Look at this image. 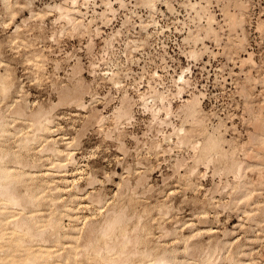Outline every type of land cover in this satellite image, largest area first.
<instances>
[{"label": "rangeland", "instance_id": "rangeland-1", "mask_svg": "<svg viewBox=\"0 0 264 264\" xmlns=\"http://www.w3.org/2000/svg\"><path fill=\"white\" fill-rule=\"evenodd\" d=\"M15 1L27 2L10 0ZM30 1L36 12L43 10L41 17H32L29 8L17 7V17L12 19L6 2L0 0V72H4L6 64L13 82L6 96L0 92V116L8 124V133L0 140V152L8 153L5 163L15 173H27L23 182L16 184L18 195L29 189L40 198L37 206L30 205L22 212L9 208L6 220L13 215L20 220L35 214L39 220L32 223L37 222V231H41L49 216H55L65 230H61L60 242L54 234L45 233L44 238H29L28 242L26 238L25 247L33 250L48 243L61 254H71L67 264H100L99 257L80 251L90 246V226L105 222L113 211L126 209L134 219L130 221L134 226L130 222L125 226L130 238L128 251L139 252L138 257L134 255L126 263L138 264L142 258L150 263L151 256L167 252L174 264H264V0H147L149 5L146 0H124L122 6L119 0H111L116 11L106 18L100 14L106 9L104 0H91L86 8H81L83 15H79L84 23H89L91 34L75 33L64 20H56L59 14L53 6L64 0ZM191 2L208 7L198 15L195 9L191 10ZM210 14L216 19L213 26L218 34L206 38L200 26H207ZM229 14L242 19L243 25L241 21L239 24L243 28H231ZM91 19L94 21L90 23ZM18 25V38L14 41ZM199 34L205 40L196 42ZM239 39H245L244 45ZM33 49L42 53L43 72L34 69ZM193 52L198 56L193 58ZM250 53L252 60L247 59ZM182 71L191 86L179 97L175 95V80ZM113 72H119L123 82L120 87L109 81ZM76 84L83 85L86 107L80 108L71 99L61 100L60 93L77 87ZM150 85L171 97L177 112L172 121L178 126L182 123L177 116L182 105L193 93L199 95L206 126L209 130L221 129L228 142L225 149L235 151L233 159H227L244 163V176L239 175L236 180L234 172L227 168L231 161L226 159H217L208 170L200 165L198 172L189 176V170L195 166L190 145L171 143L172 151L163 152L169 145L162 135L173 129L167 125L158 127L143 107L141 94H149ZM125 90L134 100V115L130 120H122L117 129L112 114ZM17 104L24 107L28 119L15 116ZM38 110L51 113L49 139L62 149L70 143L75 162L68 166L65 178L52 168L56 157L43 152V140L28 148L18 146L22 137L32 133L28 128L30 115ZM100 114L107 116L102 129L97 122ZM16 128L21 131L16 133ZM157 142L162 144V150L156 147ZM180 161H186L184 167L179 168ZM18 162L25 168L18 166ZM243 184L249 185V197L245 199ZM56 185L67 189L56 193ZM56 195L61 198L52 205L51 199ZM38 208L40 213L35 211ZM164 211L169 212L168 216L162 217ZM137 218H142L141 230L139 226L133 230ZM4 227L11 232L13 223L7 222ZM18 236L22 234L13 237ZM5 240L9 247L12 240ZM96 244L102 246L104 242L95 243L98 247ZM150 248L151 258L142 257L141 252ZM2 253L3 257L7 250Z\"/></svg>", "mask_w": 264, "mask_h": 264}, {"label": "bare ground", "instance_id": "bare-ground-1", "mask_svg": "<svg viewBox=\"0 0 264 264\" xmlns=\"http://www.w3.org/2000/svg\"><path fill=\"white\" fill-rule=\"evenodd\" d=\"M26 1L27 2H25V3H19L18 1H15L14 3H11L10 0H4V2H6L7 9L10 10L9 13L11 14L12 19H15L17 17V15H16V11L18 10V9H16L17 7H19L20 10L25 9V8L26 9L29 8L30 15H32V17H41V15H42L41 12L43 10L40 11V12H36L35 9L32 8L33 6L31 7L32 2L30 0H26ZM90 1L91 0H64V2L61 3V4H58V5L55 4L56 6H53V7L57 10L56 12H58V14H59L58 18L56 20L57 21L61 20V19L64 20L66 22L65 23L66 26L69 27L70 29H72L73 32L76 31L75 33H77V31L81 32V33L89 32V30H90L89 29V23H87V24L84 23V21L79 17V15H81V14L83 15V13L81 11V8L85 7V6L87 7V4ZM150 1L153 2V0H150ZM118 2L120 3V6L125 4L124 0H119ZM103 3H105L106 9L104 8L105 10L102 13H100V14L102 15L101 18H106L107 15L110 12L114 13L116 10L114 9L113 2L111 0H104ZM146 4H148L147 0H146ZM189 5L192 7L191 10L195 9L197 11L198 15H200L202 10L204 11V9L208 7L207 6V7L204 8V7L200 6L199 2H191ZM150 6L152 7V9L155 8V4L154 3H152V5L150 3ZM239 6H241V5H239ZM48 7H50V6H48ZM53 7H52V9H54ZM197 7L198 8L200 7L201 10L198 11V9H196ZM5 12H6V10H5ZM48 13H50V11ZM112 13H110V14H112ZM229 15L230 16H228V19H229L230 24H228V25H231V28H235V27L238 28L240 26L243 28L242 19L239 18L240 21H241L240 22L239 20H237V17L235 18L234 14L233 15L229 14ZM197 17H201V16H197ZM107 20L105 19V21H107ZM207 20H208V23L206 22L207 26L205 28H202L200 26V28L204 29L206 38L210 37V36H213V35L215 37L218 34L216 28H214V26H213V23L216 22V19H215L214 16H212L210 14L208 16ZM92 21H94V20L91 19L90 23ZM239 22L242 25L239 24ZM19 29H20V26L18 25L16 27L15 31H14V39H13L14 41H16V39L18 38V35H16V34L18 33ZM67 29H65V30H67ZM96 29H98V28H96ZM99 30H96V32L99 31ZM242 31H243V29H242ZM229 34H228V36H229ZM244 34L245 33H243V35ZM205 37H201L200 34L196 35V37H195L196 42H198V41L200 42V40L202 41ZM90 38L92 39L91 41H93V38H92L91 35H90ZM243 38H245V37H243ZM242 41H245V39L244 40L243 39L240 40V44L242 43ZM111 42L112 41H110V43ZM193 42H195V41H193ZM237 44H238V42H237ZM239 46H241V45H239ZM206 48H208V47H206ZM33 50H34V52H33V54H34V58H33L34 69L36 70L37 73L43 72L44 66H45V64H44L45 61L41 58L42 53L37 51V50H35V49H33ZM227 51H230V50H227ZM195 52H197V51H195ZM192 55H193V58H194V56L197 55V54L193 52ZM192 55H190V56H192ZM247 59L252 60V54L251 53H250V55H249V57ZM247 59H245L244 63L246 62ZM78 65H79V68H80V64H78ZM78 65H75V66L78 67ZM91 65H92L91 67H93V68L95 67L94 63H91ZM251 65H252V63H251ZM3 66H5V69H4V72H0V92L2 93V95L4 94V96H6L10 92V90L12 89L13 82H12V80L10 78V74H9L10 69H9V67L6 64L3 65ZM77 67H75V68H77ZM79 68H77L76 70L78 71ZM118 73L119 72H113L108 77L109 81L115 87H120L122 85V83H123L119 79L120 77H119ZM175 82L178 84L177 94H175V95L176 96L179 95V97L182 94H184L185 89H186L187 86H189V87L191 86V85H189L190 81L185 76V71H182V73L175 80ZM77 84H79V83H77ZM77 84H76V86H77ZM82 87H83V85H82ZM82 87L78 85L77 87H74L72 89H67L66 90L64 88L65 90L63 92L61 91L62 93H60V95L62 94L61 95L62 96L61 100H63V99H71L72 103H75V104L77 103V106H80V108L81 107L82 108L86 107V104L83 101L84 91L82 90ZM150 89H151V92L149 94H143V95L141 94V98L140 99L143 102V107L146 108L147 111H149L152 114L151 115L152 116V121L158 127H160V128L163 127V126L166 127V125H167L168 127L172 126V129H173L171 133H169V134H164L163 133L164 135H162L163 138H164L163 141L168 143L169 149L167 148L166 150H164L163 147H162V144H160V142L159 143L157 142L156 147L157 148H161V150L163 149L162 151L167 153L169 151L170 152L172 151L171 150V146H170L171 143H176L178 146H182L184 144L190 145V147H192V149L194 151L193 158H194L195 166L192 169L189 170L190 171V172H188V173H190L189 176H191L193 174H196V172H198V168H199L200 165H204L206 167V169L208 170V169H210L211 165L217 159L218 160L220 159V161L222 159L228 160L227 157H230L231 159H233L232 156H233V153H235V151H233L232 149H234L235 147L231 149L233 151V152L231 151V153H230V151L225 149L224 145L227 142V140L224 138V135L222 134L221 129H218L216 127L213 130H209V128L206 126V116H204L205 112H204V109H203V106H202V100L203 99L201 100V97L199 95L193 93L194 95L192 94L193 96L190 99H188L185 104L182 105V107L180 108L181 114L180 113H179V115L177 114V116L181 117V122L182 123H181L180 126H178L172 121V117H173L174 113H177V112H175L174 109H173L174 106L172 104L171 97L169 98L168 94H166L163 91L161 92L160 90H158L157 87H154L152 85H150ZM133 101L134 100L129 95L128 91L125 90L123 92V95L119 99V105L115 107L114 112L112 114L114 122L116 124L115 128L118 129V127H119L118 125H119V123L122 120H124V119L130 120V119L133 118V115H134L133 112H132V106H133L132 102ZM13 113L19 119H23V120L28 119V114L26 113V110L24 109V107L21 104H17L15 106V108L13 110ZM50 114L51 113L49 111H42V110H38V112L32 113L31 115L29 114L30 115V119H29L28 128H30L32 133L22 137L19 140V142H18V144H19L18 146L21 147V148H28L31 145V143H33L35 141H38V140H43V142L45 143L44 144V148H42V149H44L43 152H45V151L47 153L49 152L51 155H53V157L54 156L56 157V159L54 158L55 160H53L51 162L52 168L57 170V175H60V176L65 178L66 174H68V170H67L68 166L71 163L75 162L74 154L69 149L70 148V146H69L70 143L69 142H67V146L68 147L65 148V149H62V148L58 147L56 145V143L52 141V139H49L48 133L52 132V125L51 124L53 122ZM106 117L107 116H105L103 114H100V116L97 118V122L99 123L98 125L102 126L100 129L103 128V123H105L104 121L107 119ZM7 125L8 124L5 122L4 118L0 116V140L5 136V134L8 133ZM221 125H223V124H221ZM161 129H158V132H163V130H161ZM15 131H16V133H18L21 130H20V128H16ZM108 136H110V135L108 134ZM230 140H233V139H230ZM154 147L155 146L153 145V148ZM236 148H237V146H236ZM157 150H156V152H157ZM247 152H245V153H247ZM255 152H257V151H255ZM6 156H8V153H5L3 151L0 152V250L3 249V251H1L0 253H2V252L7 250V253H6L5 256H3V257L0 256V264H67L66 261L71 258V254H68V255L61 254V253L58 252V251H60L59 249H54L53 246L47 245L48 243L45 244V245H40L39 247H37L36 249H33V250L32 249H27L25 247V242H26L25 239L26 238L28 239V240L26 239L27 242L30 241V239L32 240V238H34V237H42V238H44L45 233L54 234L55 237H57V241L60 242V239H61L60 237L62 236V233H61L62 225H61V223L59 222V220L55 216H49L48 221H47L48 223L46 224L45 228H43V230H41V231H37V230H40V228H39V226L37 224L39 219L38 218H37L38 220L36 219V215L35 214L31 215L30 217L22 216V218L20 220H18V218H15L16 216L13 215V216H11L12 218L11 217L8 218V219H11V220H9V221L6 220V211L9 208L16 207V209L21 210V211H18V212H22V211H25L26 208L28 206H30V205L33 206V204H35V206H37V204H36L37 198H40L38 193L29 192V189H27L28 191L24 195H21V196L18 195L17 189H16V184L19 183V182H23V179H25V176H26L27 173L23 172V171H19V172L15 173L14 172L15 170L11 169V167L9 165H7V163H5V157ZM226 160H224V161H226ZM228 161H231V163L229 164V166L227 165L228 166L227 168H228L229 171L232 170L234 172L235 176L237 177L236 180L238 179V177H240V176L242 177V175H243L242 172L244 173V170L246 168L245 167L244 170H243V164L244 163H242L240 161L237 162V159L233 160V161L232 160H228ZM185 162L186 161H180L179 164H177V165L180 168V167H182L185 164ZM17 164L21 168H23V169L25 168V165L23 167V164L21 162H18ZM224 167H225V165H224ZM217 171H216V173H217ZM219 172H220V170H219ZM49 174L51 175V172ZM239 181H240V179H239ZM127 182H129V181H127ZM240 182L244 183L242 180ZM239 184L240 183H238V186H239ZM242 186H243V189L244 188L246 189V186L248 187L249 185H246V184L244 185L243 184ZM242 186H241L240 189H242ZM66 189H67L66 187L64 188V187H60L58 185L53 187V190H55L56 193L57 192H62L64 190H66ZM247 191L249 192V189L248 190L246 189L245 193H242V197L244 196V198H242L240 196L238 201L241 200V198L245 199L246 197H249L248 194L246 193ZM51 195H53V193ZM60 196L61 195H56L55 198L51 199L52 205L53 204L54 205L57 204V201H58L57 199L61 198ZM25 197H26V200H24V202H22V198H25ZM90 201H92V198L90 199ZM167 208H169V207H167ZM67 210H70L72 212L71 208H67ZM123 210H121V211H113V212H111L112 214L110 213V216H109V213H108L109 217L106 218V220L104 219L105 222H102V223H104L103 225H101L102 223L100 225L97 223L98 226H96L95 223L94 224L92 223V225L90 226L91 228L89 230V232H90L89 236H91L92 240L89 242L90 246H88V248H84V250L80 249V251H83V254H85V255H89L90 254L92 256L97 257V259L99 257L100 258L99 259V263L100 264H112L113 261H114V264H130L131 263L130 261L128 263H126V261H128L129 259L131 260V257H133L136 254H139V252H137L138 251L137 249H136L137 251H134V250L132 252L128 251L129 250L128 245L130 243V238L128 236L129 234L127 235V233H129V231L127 232V229L125 228V226L129 225L128 223L132 220V217H130V215L128 216V213L126 212V209H125V211H123ZM162 210H163V208H162ZM162 210L160 209V211H162ZM35 211H37V213H40V209L39 208L36 209ZM166 211H167V209H166ZM168 211H170V210H168ZM168 214H169V212H165V213H163L162 217H164V215L168 216ZM68 216H71V215L69 214ZM85 218H87V217H85ZM141 219L139 220V218H137V222L138 223L136 222L137 224L135 225V227H133V230H134V228L136 229L139 226L140 221H142ZM34 220H37V222L36 223H32V222H34ZM7 222H8V225L10 223H13V228H12L11 232H6V228L4 227V225L7 224ZM89 224H90V222H89ZM132 225L133 224L131 223V227H132ZM144 226H143V228H145ZM174 226H177V225H174ZM7 228H11V227H7ZM139 229L141 230V227ZM63 230H65V229H63ZM133 230L131 228L130 231H133ZM142 231H140V232H142ZM71 232H75V231H71ZM18 233L19 234L21 233L22 236H20V237L18 236L17 238L13 237L14 235H16ZM227 234L228 233H226V235ZM139 235H138V237H139ZM168 236H169V232H168ZM5 239H9V240L13 241V242L12 241L9 242L10 243L9 247H8V243H6L7 241ZM100 240H103L104 244H102V246H99V244H96L98 246V247H96L95 243H98ZM139 241H140V239H139ZM27 242H26V244H27ZM137 243H139V242H137ZM1 245H3V246H1ZM5 245H7V247H5ZM71 247L72 246H68V248H71ZM89 247H90V249H89ZM9 249H11V252H9ZM70 250L68 249V252ZM151 252H153V251L150 248L149 250L147 249V250L142 251L141 255H142V257L148 258V257H150ZM80 253H82V252H80ZM218 253L221 254L222 252L219 251ZM76 254H77V252H76ZM55 255H57L56 258L58 260H55L56 259V258H54ZM169 256H168L167 252H164V253H161V255H158V256L156 255L155 257L151 256L153 258L150 257L151 258L149 260V262L151 261L150 263H145L144 261H142L144 258H142V260L140 259L141 262H139L138 264H174V262H173L174 259L170 258ZM113 257H115V259ZM139 257H141V256H139ZM53 258H54V260H53ZM232 259H231V261H233ZM206 260H208V259H206ZM97 263H98V261H97ZM207 263H209V262H207Z\"/></svg>", "mask_w": 264, "mask_h": 264}]
</instances>
